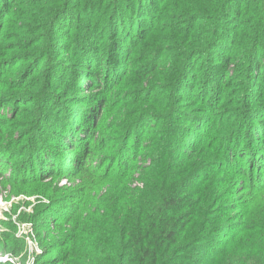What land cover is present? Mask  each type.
Here are the masks:
<instances>
[{
	"label": "trees",
	"instance_id": "obj_1",
	"mask_svg": "<svg viewBox=\"0 0 264 264\" xmlns=\"http://www.w3.org/2000/svg\"><path fill=\"white\" fill-rule=\"evenodd\" d=\"M243 1L244 9L237 0H0V111L3 106L12 111L0 112V155L9 149L14 153L11 148L20 135L49 125L52 111L47 108L56 94L51 87L61 80L59 75L52 78L67 65L99 86L116 87L115 104L121 108L110 114L117 122L116 136L106 137L107 142L81 145L91 137L90 127L93 138L96 134L97 123H88L75 127L83 138L75 128L53 140L39 134L43 155L20 159L22 169L40 167L46 178L57 169L63 172L58 175L75 174L66 162L73 157L78 172L91 173L94 162L107 173L114 171L111 181L108 174L99 181L109 191L97 203L105 210L94 212L99 221L92 220V230L83 234L82 223H73L75 208L65 218L70 229L49 244L41 257L44 263L264 264V146L251 155L236 138L215 149L204 138L211 132H206L204 116L195 115L197 125L182 126L181 131L172 122L175 112L192 113L190 107L208 93L213 94L209 104L215 105L219 92L249 93L256 77L262 79L256 90L264 89V0ZM227 16L237 23L231 35L223 34L221 25ZM250 22L251 28L242 26ZM246 29L249 37L243 38L240 32ZM211 73L216 77L211 79ZM188 76L198 81L196 90L192 85L188 93L174 94L186 86L182 81ZM240 103L238 110L245 106ZM131 105H143L144 110L126 114L122 109ZM257 110L248 112L243 122L249 125L247 140L252 145L264 137V117L256 118ZM152 117L165 123L169 133L146 147L140 166L133 148L148 141ZM177 133L190 138L184 142L186 155L175 144ZM159 143L166 150L164 159L154 156ZM63 154H68L65 161L60 159ZM11 160L0 161L3 170L15 168ZM196 160L204 166L197 173L192 171ZM220 161L247 182L229 185V170L223 176L202 177L207 163L215 168ZM135 171H147L140 181L149 189L132 186ZM25 177L21 173L20 180L10 182L35 183ZM80 186L81 193L94 188L93 183ZM237 194L241 196L222 201ZM105 220L111 221L113 231H102L100 221ZM51 248L58 252L46 258Z\"/></svg>",
	"mask_w": 264,
	"mask_h": 264
},
{
	"label": "rangeland",
	"instance_id": "obj_2",
	"mask_svg": "<svg viewBox=\"0 0 264 264\" xmlns=\"http://www.w3.org/2000/svg\"><path fill=\"white\" fill-rule=\"evenodd\" d=\"M237 3L240 9H244L242 5L245 1L237 0ZM241 18H243L242 15L239 16L240 21ZM236 24V19L233 16L224 18L221 23L223 34L225 32L231 35L237 26ZM253 25L254 24L251 22L247 25L242 23L244 28H251ZM247 31L246 29L240 32L243 38L249 37ZM134 59L136 60V54ZM165 64L167 65L168 63ZM193 64L194 60L187 63V72L193 67ZM79 66L82 67L83 65L80 63ZM58 75L61 77V80H58L52 85L51 89L56 94L47 108H50L52 111L49 115V125L37 127L30 135H20L16 139V142H13L11 149H14V153L9 149L5 154L0 155V161L5 158H12L11 164H15V168L5 171L1 167L2 163H0V248L3 250V252L0 253V264H48L43 262L42 258L44 256L42 257V255L47 251L49 244H53L54 239L61 233L64 234L70 229V226L65 224V218L69 217L70 212L77 208L78 211L75 213L76 218L73 223H82L80 227L84 229L83 234H86L92 230V220L96 218L99 221V217L94 212L105 211L103 207H101L102 205L97 203L103 198L105 199L109 191L106 186L101 187L99 181L104 174L110 175L109 181H111L113 175L110 173L114 172L112 169H110V173H107L94 162L91 164V167H93L91 173L90 170L78 172L76 168L77 162L75 161L77 158L73 157L74 161L71 158L67 160L68 154L60 156L61 160H67L66 162L71 168L74 167L73 171L75 174L68 176L58 175L57 173L63 174V172L57 169L56 175L46 178L47 176H45V174L40 175V167H34L32 171L31 167H28L29 169H22L20 166V159L26 155L29 156L30 154L36 157H41L43 155L40 153L42 152L43 142L39 134H42L45 140H53L55 137H59L65 133L63 131H71V129H74L76 126L82 128L84 125L89 126L88 123L94 124L96 122L97 126L94 129L96 131L94 138L92 127H90V132H92L90 133L91 137H86L83 141H80L81 145L86 143L89 145L102 144L103 142H107L106 137L113 138L116 136L114 126L117 122L115 121V116L110 115L113 111L121 110V108L115 104L116 87H112L110 90L109 86H99L94 81H91V78H85L84 73L80 72L76 75L74 69L69 65L62 70L57 69L56 75L54 76L55 78L52 79L56 80ZM229 75L234 76L235 73L231 72ZM213 77L215 78L216 76L213 75L211 79ZM202 79L205 80L204 77ZM182 82L185 83L186 86H180L181 91H175L174 94L188 93V89L192 85L195 90L198 87V81L195 83L189 76ZM261 82L262 79L256 77V85L250 86L252 92L250 91L249 93H244L241 89H228L221 95L219 92L216 95L218 103H215V105L209 104V99L211 97L213 98V94L208 93L205 97L196 101L194 107H190L192 113L188 111H184L183 114L175 112L176 116L172 119V122L179 124V129L181 131L182 126H192L193 124L196 126L197 120H195V117L202 115L207 120L208 128L206 132L211 129V132L204 138H207L209 143L213 142V147L215 149L220 147L222 149L230 139L240 138L243 142L242 146L248 149L250 154L253 155L264 146V137L262 141H258L257 143L252 142L253 145L249 143L247 140L249 125L247 124L244 126L243 122L248 120L246 119V114L248 112L257 109L256 114L258 116L256 118H260L261 115H263L262 118L264 117V89L256 90L257 86L261 87ZM64 86L69 87L67 91H63L67 89L64 88ZM262 87L264 88V86ZM240 102L245 104L242 108V110L246 109L245 111L237 109L242 106ZM131 106L132 107H125L122 110L126 114H132L134 112L138 114L144 110L143 105ZM250 106L251 108L248 110L247 108ZM0 112L7 115L12 114L8 106H3ZM101 113L102 117L99 118L98 115ZM128 116L129 115H127V117ZM52 118H55L56 121H53ZM88 118H91V120ZM128 120H135V115ZM199 120L202 121L201 118H199ZM150 122L152 124L148 129V141L142 142L140 146L133 148L134 156L137 158V163L141 164L140 166L143 165L141 158L144 155L143 151L146 147L153 146V141L159 135L164 137L169 133L167 125H165V123H160L159 119L152 117ZM75 129L78 130L77 134L79 137L83 138L84 135L82 131H79L78 128ZM142 129H146V126ZM70 133H72V131ZM16 134H20V132ZM174 137H176V146L178 148L181 147L180 150L186 155L187 153L184 152L189 151V147L185 146L184 142L190 138L187 139L185 135L178 136V133L174 135ZM33 141L34 148H32ZM251 141H253V139H251ZM191 142L192 141H190V143ZM46 144V146H48V143ZM49 144L52 147L50 142ZM158 145L160 149L155 151L156 153L154 156L160 154V158L164 159L165 147L162 149V144L159 143ZM20 149H22V152L20 155H17L16 152ZM99 152L103 154L105 151L101 149ZM178 153L180 152L178 151ZM187 163L190 162L188 161ZM222 164V161L217 162L214 168L213 163H207V167L202 169V177L223 176V171L229 170L230 174L226 177V179L229 180V185L240 184L244 180L247 182V179H242L239 175L233 173L230 168ZM193 166L192 171L195 170V173L200 172V168L204 167L203 162L200 160H196ZM245 166H247L246 163ZM21 173L26 176L25 178H31L35 183L23 186L10 182L15 178L20 180ZM146 174L147 171H144L143 174L139 171H135L133 173L135 182L132 186L138 188L144 187L146 190L149 189L150 185H148L147 182L140 181L146 179ZM171 174L175 175L176 173ZM88 183H93L94 188L85 190L84 193H81L79 186L81 185L80 187L82 188ZM139 194L140 197L144 196V193L141 191H139ZM237 196L239 197L241 194L225 197L222 201L224 202L225 199L230 200L232 197ZM47 212H49L50 215H47ZM100 223L104 224L101 228L102 231H113V227L108 225L111 221L105 220L104 222L100 221ZM5 238L8 242L3 241ZM3 244H5L6 247L8 246V250H4ZM57 252L58 250L51 248L46 258L49 254H55ZM240 257L241 255L235 259V262H238Z\"/></svg>",
	"mask_w": 264,
	"mask_h": 264
},
{
	"label": "water",
	"instance_id": "obj_3",
	"mask_svg": "<svg viewBox=\"0 0 264 264\" xmlns=\"http://www.w3.org/2000/svg\"><path fill=\"white\" fill-rule=\"evenodd\" d=\"M0 262H1V258H0Z\"/></svg>",
	"mask_w": 264,
	"mask_h": 264
},
{
	"label": "built area",
	"instance_id": "obj_4",
	"mask_svg": "<svg viewBox=\"0 0 264 264\" xmlns=\"http://www.w3.org/2000/svg\"><path fill=\"white\" fill-rule=\"evenodd\" d=\"M5 259V258H4Z\"/></svg>",
	"mask_w": 264,
	"mask_h": 264
}]
</instances>
